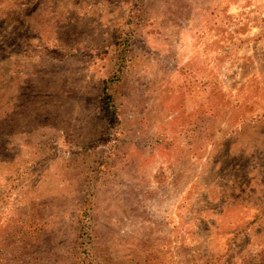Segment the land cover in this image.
<instances>
[{
  "label": "rangeland",
  "instance_id": "rangeland-1",
  "mask_svg": "<svg viewBox=\"0 0 264 264\" xmlns=\"http://www.w3.org/2000/svg\"><path fill=\"white\" fill-rule=\"evenodd\" d=\"M0 264H264V0H0Z\"/></svg>",
  "mask_w": 264,
  "mask_h": 264
}]
</instances>
